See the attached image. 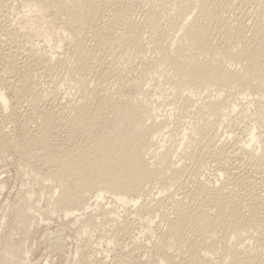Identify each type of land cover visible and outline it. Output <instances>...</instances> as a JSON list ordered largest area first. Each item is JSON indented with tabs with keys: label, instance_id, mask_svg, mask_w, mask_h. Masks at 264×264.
Segmentation results:
<instances>
[{
	"label": "bare ground",
	"instance_id": "1",
	"mask_svg": "<svg viewBox=\"0 0 264 264\" xmlns=\"http://www.w3.org/2000/svg\"><path fill=\"white\" fill-rule=\"evenodd\" d=\"M7 1L0 178L13 157L53 207L20 208L0 264H27L31 223L45 238L54 218L53 243L114 227L84 264H264V0ZM153 75L178 116L146 104ZM106 198L123 221L86 211Z\"/></svg>",
	"mask_w": 264,
	"mask_h": 264
},
{
	"label": "rangeland",
	"instance_id": "2",
	"mask_svg": "<svg viewBox=\"0 0 264 264\" xmlns=\"http://www.w3.org/2000/svg\"><path fill=\"white\" fill-rule=\"evenodd\" d=\"M1 4L20 10V0H9L7 2H1ZM63 72H61V74L59 75L60 77H56L54 81V84L58 85V87L61 89L60 92L62 93L69 89V85L67 86L68 83L63 79V74L65 73ZM135 74L132 73V75ZM160 78L161 77H158V75H153V80L149 82L150 84L148 83L144 87L143 91L147 90L148 92L146 104L151 105V109H153V114L155 116L168 119L173 118L174 114L178 113L176 111L178 107H173V105L168 104L172 103V101H170L171 99L167 98V96H163L164 98L162 96H159V98H157L159 94L158 88L163 83L162 78ZM114 88L115 87H112V91L115 90ZM143 91H134L124 87L119 90V96L130 100L132 103H136L140 101ZM166 98L169 100H167ZM169 110L173 113L171 114ZM252 110L253 109L251 107V112ZM183 121L187 122V119L185 118L183 119ZM182 125L184 128L187 126L186 123H182ZM7 160L8 161L4 163V167L6 170L5 175H2L3 177L0 178V181L2 182L0 183V250L7 241L14 240L15 238L18 239L17 232L15 233V229H17L18 223L12 222V217L16 216V213L20 210V208H23L24 210L28 209L29 200L35 201L37 207H39L40 210H44L47 207L48 209H51L53 207V199H48V190L44 189V182L39 184V181H37L35 182V185L28 182L26 178L23 177L18 171V168L15 166V164H12V161L15 159H13V157H9ZM51 187L54 188V186ZM56 196L57 193L54 194L53 198H55ZM113 205V201H111V199L109 198H106L104 201H99L97 205H92L93 208L91 206L86 211L88 213H94L100 211L101 209H108L111 212L110 217H112V219L120 222L123 221L125 219L127 211H124L123 208H119V203H117L115 206ZM104 206L106 207L104 208ZM113 207L116 208L115 210H117V212H115V210L113 211ZM112 212H114L115 214H112ZM53 221L49 222L50 225H48V228L50 229V232L48 229L47 237L42 238V233L41 231H39L40 226L38 227L36 224V226L33 225V223L35 222H32L31 220V236L27 242V248L29 251V261L27 262V264H84L82 261V256L86 249L85 245L87 243H91L90 246L92 252L96 250L97 252H103L106 245H112V241L114 239V227L112 225H109L108 223L103 224V227L105 228V232L103 234H100L99 231H89L82 235L74 233H63L60 235L58 241L53 243L52 241L56 237L57 233H54L51 229L54 228L55 225H58L60 223L58 222L59 219L57 218H54ZM107 261H109V258H107Z\"/></svg>",
	"mask_w": 264,
	"mask_h": 264
}]
</instances>
